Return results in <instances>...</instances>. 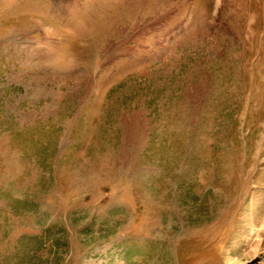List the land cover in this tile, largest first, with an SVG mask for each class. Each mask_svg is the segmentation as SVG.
<instances>
[{
    "label": "rangeland",
    "instance_id": "1",
    "mask_svg": "<svg viewBox=\"0 0 264 264\" xmlns=\"http://www.w3.org/2000/svg\"><path fill=\"white\" fill-rule=\"evenodd\" d=\"M0 264H264V0H0Z\"/></svg>",
    "mask_w": 264,
    "mask_h": 264
},
{
    "label": "bare ground",
    "instance_id": "2",
    "mask_svg": "<svg viewBox=\"0 0 264 264\" xmlns=\"http://www.w3.org/2000/svg\"><path fill=\"white\" fill-rule=\"evenodd\" d=\"M130 131V130H129ZM132 134V133H131ZM135 136H137V135H135ZM133 137V136H132ZM138 139V138H137ZM139 140V139H138ZM128 141V140H127ZM128 144H129V142H127ZM137 143V142H136ZM136 143H134V144H136ZM133 145V144H132ZM138 145V144H137ZM134 148V147H133ZM137 148V147H136ZM132 149V148H131ZM135 150V149H134ZM125 151V150H124ZM128 155H130V154H128Z\"/></svg>",
    "mask_w": 264,
    "mask_h": 264
}]
</instances>
